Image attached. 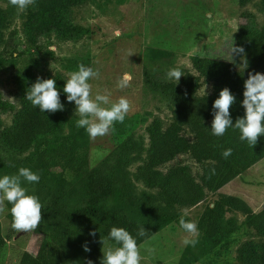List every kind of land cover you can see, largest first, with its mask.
<instances>
[{"label": "rangeland", "instance_id": "rangeland-1", "mask_svg": "<svg viewBox=\"0 0 264 264\" xmlns=\"http://www.w3.org/2000/svg\"><path fill=\"white\" fill-rule=\"evenodd\" d=\"M34 10L33 5L20 11L9 0H0V98L11 105L10 110H0V177L16 175L21 167L39 174L38 183L22 178L21 186L38 197L42 209L55 199L69 210L86 205L95 194L89 185L91 177L108 181L109 193L99 200V206L119 209L130 221L156 229L138 245L141 264H241L237 259L240 245L263 240L246 225V215L229 210L218 223L216 239L206 237L201 217L221 191L239 193L241 198L252 196L254 209L261 208L253 202L264 198V158L221 191H207L194 206L166 205L161 190L144 184L136 171L146 161L147 128L154 120L163 129L174 122L180 124L182 134L193 140L178 100L190 97V77L199 81L196 91L192 88L194 97L209 94L212 87L196 71V63L205 57L232 61L239 24L250 18L252 25L264 29V0L244 4L238 0H83L68 9L66 24L72 33L45 32L31 42L25 23ZM116 29L121 36L113 35ZM247 60V56L240 57L235 69H242ZM80 64L100 73L98 79L89 81L93 96L99 92L108 94L112 102L120 97L130 101L132 108L124 122H117L107 135L91 139L84 128L76 126V105L66 97L64 121L57 131L36 138L24 152L10 150L1 134L20 107L18 74L31 71L38 78L57 76L65 84ZM173 68L184 73L178 83L167 78ZM124 73L132 81L121 89L117 82ZM211 124L212 120L210 129ZM178 165L188 166L199 180L202 166L190 153L179 154L158 169L166 173ZM11 207L5 202V211L0 213L4 239L0 264H18L24 251L34 253L45 242L43 233L12 229ZM181 217L198 227L195 247L183 243L188 234L179 224ZM109 248H116L111 239L105 240L101 251Z\"/></svg>", "mask_w": 264, "mask_h": 264}, {"label": "trees", "instance_id": "trees-1", "mask_svg": "<svg viewBox=\"0 0 264 264\" xmlns=\"http://www.w3.org/2000/svg\"><path fill=\"white\" fill-rule=\"evenodd\" d=\"M82 1L36 0L35 10L29 14L25 23V33L29 40L35 42L38 36L50 31L72 33L73 29L66 24L68 9ZM247 1L238 0L239 4ZM233 46L243 47L244 54H233L232 61L205 57L195 65L203 81L211 82V93L200 97L192 96V88L196 91L199 81L190 77L187 84L192 86L190 97L184 96L178 100L181 115L189 120L193 140L190 141L182 134L183 128L176 122L163 129L160 122L154 120L147 128L148 155L136 173L144 184L161 190L168 206L196 205L204 198L206 191L216 192L264 157V136L259 137L258 143L252 147L247 141L240 139V132L235 128L230 127L223 136L217 137L212 134L209 126V121L214 119L213 102L223 88H229L236 97L235 103L230 107L234 124L237 118L245 114L242 105L244 81L249 73H264V29L255 27L250 18H247L239 24ZM242 56H247L248 60L242 69L237 70L235 66ZM49 78L55 79L64 105L67 97L63 92L64 81L52 75L39 79ZM37 79L31 71L18 74L16 79L20 107L15 112L11 125L1 134L3 143L14 152L26 151L36 138L57 131L64 121V109L56 113L41 112L25 98L26 92L30 91ZM10 108L11 105L0 98V110L7 111ZM229 148L232 154L224 158L222 151ZM185 153H190L193 160L202 166L199 180L194 178L186 165H178L166 173L158 169L175 156ZM69 167L73 171L77 170L72 164ZM102 184L106 188L98 189ZM89 185L95 194L86 205L69 210L55 199L42 209L44 218L34 232L43 233L45 242L34 253L24 251L18 264H89V261L91 264H101L104 255L101 247L105 240L110 239L112 227H124L136 239L137 245L156 233L154 227L147 228L130 221L119 209L99 206V200L109 193L108 181L91 177ZM233 209L244 213L246 225L263 238L260 242L246 241L241 244L237 250L238 261L241 264H264V208L253 212L242 198L220 194L212 206L208 205L201 217L206 237L216 239L218 223L225 220L226 210ZM142 225L148 231L144 237L137 235V229ZM92 231L96 232L95 236L90 235ZM3 244L4 239L0 235V246ZM85 244L90 251L84 250Z\"/></svg>", "mask_w": 264, "mask_h": 264}, {"label": "clouds", "instance_id": "clouds-1", "mask_svg": "<svg viewBox=\"0 0 264 264\" xmlns=\"http://www.w3.org/2000/svg\"><path fill=\"white\" fill-rule=\"evenodd\" d=\"M9 3L18 10L25 11L29 6L35 5L36 0H9ZM113 35L119 37L122 33L116 29ZM232 54H244L243 47L233 46ZM182 75L184 73L178 68L167 72V78L175 80L176 83ZM99 76L98 70L80 64L78 70L70 74L63 87L67 100L76 105L75 112L79 116L76 126L84 128L91 139L107 135L117 122L123 123L132 108L130 101L125 97L112 102L108 94L97 92L93 96L92 85L89 81L94 78L98 79ZM131 81L132 76L124 73L118 80L117 86L121 89L126 88L130 86ZM25 98L41 112L55 113L64 109L55 79L38 78L30 87V91L26 92ZM235 101L236 97L229 88L225 87L220 91L219 97L213 102L214 119L211 132L220 137L230 127L235 128L240 132V139L247 141L253 147L258 143L259 137L264 136V73H249L244 81L242 105L245 114L237 118L233 124L230 107ZM231 154L230 148L222 151L224 158H228ZM212 171L214 174L215 170ZM22 178L29 183H38L40 180L39 174L26 167H21L16 175L0 177V213L5 211V202L12 205L10 209L11 227L17 233L35 231L44 218L42 204L38 197L27 194L26 189L21 186ZM179 224L188 234L183 240L184 245L195 247L198 243V240L194 238L198 235L196 223L186 221L181 217ZM147 232L143 225L137 229V235L140 237L146 236ZM90 235L95 236L96 232L92 231ZM109 237L119 246L115 249L109 248L104 252L101 264H141L140 248L128 230L114 226L110 229ZM83 247L85 251H90L87 244Z\"/></svg>", "mask_w": 264, "mask_h": 264}, {"label": "crops", "instance_id": "crops-1", "mask_svg": "<svg viewBox=\"0 0 264 264\" xmlns=\"http://www.w3.org/2000/svg\"><path fill=\"white\" fill-rule=\"evenodd\" d=\"M211 92H212V87H211ZM211 92H210V93H211ZM263 158H264V157H263ZM263 158H262V159H263ZM260 160H261V159H260ZM260 160H259V161H260ZM257 162H258V161H257ZM257 162H256V163H257ZM256 163H254L253 165H255ZM253 165H251L250 167H252ZM250 167H248V168H247L246 170H244L243 172L247 171ZM243 172H242V173H243ZM242 173H241V174H242ZM241 174H240V175H241ZM238 177H239V175L236 176L235 178H233L231 181H229V182L226 183L225 185H223V186H222L221 188H219L217 191H221V190L224 189L227 185H229L230 183H233V181H235L234 179H236V178H238ZM262 184H263V183H262ZM262 184H261V185H262ZM206 192H207V191H206ZM221 192H222V191H221ZM221 192H220L219 194L234 195V196H237V197H240V198H241V196H240L239 193L231 194V193H229V192H226V193H221ZM208 193H213V194H214V193H216V192H210V191H208ZM251 197H252V196H248V198H245V197H244V198H245V199H249V200H248V203H247V202H246V203L251 207V209H252L253 212H258V211H260L262 208H264V198H263L262 196H261L260 198L258 197V199L260 200V202H256V200H254V202H253V203L261 204V205H262V207L259 208V209H254V207L252 206V202L250 201V200H251ZM244 198H242V199H244ZM245 199H244V200H245ZM245 201H246V200H245ZM213 203H214V201L210 202L208 205H209V206H212ZM255 206H256V205H255ZM252 207H253V208H252ZM228 211H229V210H226V211H225V213H224V217H226L225 214H226Z\"/></svg>", "mask_w": 264, "mask_h": 264}]
</instances>
